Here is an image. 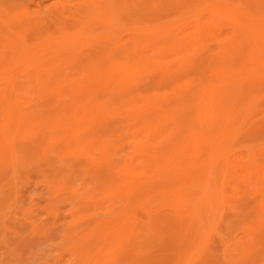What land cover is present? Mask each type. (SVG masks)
<instances>
[{
    "label": "rangeland",
    "instance_id": "rangeland-1",
    "mask_svg": "<svg viewBox=\"0 0 264 264\" xmlns=\"http://www.w3.org/2000/svg\"><path fill=\"white\" fill-rule=\"evenodd\" d=\"M27 2L81 20L38 28ZM262 10L0 0V264H264Z\"/></svg>",
    "mask_w": 264,
    "mask_h": 264
},
{
    "label": "bare ground",
    "instance_id": "bare-ground-1",
    "mask_svg": "<svg viewBox=\"0 0 264 264\" xmlns=\"http://www.w3.org/2000/svg\"><path fill=\"white\" fill-rule=\"evenodd\" d=\"M87 1H89V0H87ZM224 1V0H223ZM32 2H34V1H32ZM96 2V1H95ZM256 2V1H255ZM262 2H264V0H262ZM37 4L38 5H40L41 4V2L39 1V3L37 2ZM213 4V3H212ZM216 4V3H215ZM218 4V3H217ZM95 5H96V3H95ZM214 5V4H213ZM224 5H225V3H224ZM247 5V4H246ZM207 6V5H206ZM216 6V5H215ZM89 7V6H88ZM256 7V6H255ZM261 7V6H260ZM85 8V7H84ZM83 8V9H84ZM245 8L247 9V6H245ZM21 9H22V16L20 17V18H24L23 20H22V22L24 21L25 23H29V24H35L36 26H38V28H40V27H44V29H46V27L48 28V23H53V24H56V25H61V24H66V23H68V22H71V21H75V20H77L79 17H80V14H81V7L80 6H76V7H74L71 11H68V12H66V13H64V14H62V15H57L56 13H55V11L54 12H50V15H51V17L50 16H46V15H43V14H41V13H38V12H30V5H29V2H27L26 4H23L22 5V7H21ZM63 9H64V7H63ZM62 9V10H63ZM233 9V8H232ZM87 10V9H86ZM211 10V9H210ZM210 10H209V12H210ZM248 10V9H247ZM256 10V13H257V11H258V9H255ZM261 10V9H260ZM202 11V10H201ZM206 11V10H205ZM262 11H264V10H262ZM204 12V11H203ZM97 13V12H96ZM217 13V12H216ZM247 13H249V12H247ZM205 14V13H204ZM236 14V13H235ZM255 14V13H254ZM209 15V14H208ZM105 16L107 17L108 16V11L107 12H105ZM237 16H238V14H237ZM245 16V15H244ZM247 16V15H246ZM255 18H256V16H254ZM83 18V17H82ZM226 18H227V16H226ZM229 18V17H228ZM246 18V17H245ZM80 19V18H79ZM85 19V18H84ZM83 19V20H84ZM248 19H249V16H248ZM257 19V18H256ZM81 20V19H80ZM82 20V21H83ZM245 21V20H244ZM248 22V20L246 21V23ZM253 24H254V22H252ZM251 23V24H252ZM235 24V23H234ZM245 24V23H244ZM195 25H197L196 23H195ZM247 25H249V24H247ZM194 26V25H193ZM234 26V25H233ZM237 26H239V25H237ZM242 26V25H241ZM195 27V26H194ZM210 27V26H209ZM250 27V26H249ZM255 27V26H254ZM261 27H262V25H261ZM193 28V27H192ZM196 28V27H195ZM242 28V27H241ZM244 28V27H243ZM252 28V27H251ZM250 28V30H254L255 28H252L251 29ZM43 29V30H44ZM128 29V28H127ZM194 29V28H193ZM201 29V28H200ZM239 29H240V27H239ZM245 29H246V31H248L249 29H247V26H245ZM245 29H244V31H245ZM42 31V30H41ZM183 31H184V29H183ZM194 31H196L195 29H194ZM193 31V32H194ZM199 31V30H198ZM209 31V30H208ZM243 31V32H244ZM258 31V30H257ZM207 32V31H206ZM211 32V31H210ZM209 32V35L211 34ZM184 33V32H183ZM248 33H250V31H248ZM251 33L253 34V31H251ZM250 33V34H251ZM40 34V33H39ZM204 34V33H203ZM202 34V35H203ZM222 34V33H221ZM259 34V33H258ZM50 35H53V34H50ZM209 35H207L208 37H209ZM214 35V34H213ZM194 36V35H193ZM210 36H212V35H210ZM215 36V35H214ZM41 37H42V35H41ZM52 37H55V36H52ZM51 37V38H52ZM216 37V36H215ZM43 38V37H42ZM48 38H50V37H48ZM48 38H46V39H48ZM51 38H50V40H51ZM106 39H108L109 40V38H106ZM253 39V38H252ZM50 40H49V42H50ZM246 40H247V38H246ZM44 42L46 43V42H48V40L47 41H45V39H44ZM52 42V41H51ZM57 42H59V41H57ZM57 42H54V43H50L51 45L52 44H54V45H56V43ZM64 42H66V41H64ZM67 42H70V41H67ZM70 43H73V42H70ZM247 43H249V42H247ZM257 43V42H256ZM49 44V45H50ZM58 45H57V47H53L54 45H52L51 47H53V48H56L57 49V51H58V48H60V46H59V43H57ZM63 44V43H62ZM65 44H67V43H65ZM64 44V45H65ZM69 44V43H68ZM114 44V43H113ZM119 44V43H118ZM259 44V43H258ZM41 45V44H40ZM48 45V44H47ZM47 45H45V46H47ZM64 45H62L63 46V48H64ZM70 45H72V44H70ZM42 46V45H41ZM59 46V47H58ZM184 46V45H183ZM248 46H249V44H248ZM18 47H19V45H18ZM22 46H20L19 48H21ZM43 47H44V45H43ZM49 47V46H48ZM48 47H47V50H48ZM16 48H17V46H16ZM52 48V50H54ZM63 48H60L59 50H62ZM72 48V47H71ZM120 50L121 49H123L124 47H123V44H120L119 45V47H118ZM183 48V47H182ZM26 49V48H25ZM49 49H50V47H49ZM56 49H55V51H48V52H43V55H42V57H41V63H49V62H51L52 60H56V59H59V61H60V58H61V56L63 57L64 55H63V53L62 52H57L56 51ZM110 49V48H109ZM112 49V48H111ZM33 50V49H32ZM41 50V49H40ZM184 50V49H183ZM34 51V50H33ZM38 51V50H37ZM42 51H44V50H42ZM42 51H40V52H42ZM71 51V50H70ZM66 52H68V51H66ZM34 53V52H33ZM38 53V52H37ZM36 53V54H37ZM42 54V53H41ZM69 54V53H68ZM80 55V54H79ZM28 56H29V54H28ZM27 56V57H28ZM38 57V56H37ZM31 58V57H30ZM32 60V59H31ZM59 61H58V63H59ZM253 61V60H252ZM24 62H26L25 60H24ZM35 62V61H34ZM34 62H31V63H34ZM40 62V61H39ZM55 63V62H54ZM37 65H38V62L36 63ZM33 65V67H34V64H32ZM42 65V64H41ZM40 65V66H41ZM241 65V64H240ZM262 65V64H261ZM36 66V65H35ZM248 66V65H247ZM254 66H257V65H254ZM46 67V66H45ZM45 67H43V68H41V69H44ZM48 67V66H47ZM46 67V68H47ZM50 67V66H49ZM37 68H39V66L37 67ZM33 69V68H32ZM60 69V68H59ZM213 69V68H212ZM79 70V69H78ZM77 70V71H78ZM37 71V70H36ZM76 71V70H75ZM239 71V70H238ZM43 72V71H42ZM54 72V71H53ZM51 73V72H50ZM50 73H49V75H50ZM70 73V72H69ZM203 73H205V72H203ZM207 73V72H206ZM211 73V72H210ZM215 73V72H214ZM213 73V74H214ZM235 73V72H234ZM105 74V73H104ZM244 74V73H243ZM14 75V74H13ZM52 75V74H51ZM54 75V74H53ZM205 75V74H204ZM209 75V74H208ZM211 75H212V73H211ZM218 75V74H217ZM11 76V75H10ZM213 76V75H212ZM215 76V75H214ZM237 76V75H236ZM9 77V76H8ZM207 77V76H206ZM218 77V76H217ZM216 78V77H215ZM214 78V79H215ZM218 78H220V77H218ZM236 78V77H235ZM10 79V78H9ZM13 79L14 80H17V78H16V76H14L13 77ZM45 79V78H44ZM207 79V78H206ZM211 79V78H210ZM254 79V78H253ZM195 80V79H194ZM194 80H191V81H194ZM213 80V79H212ZM211 80V81H212ZM258 80V79H257ZM199 81H200V79H199ZM230 81H232V80H230ZM52 82V81H51ZM189 83V82H188ZM192 83V82H191ZM236 83V82H235ZM242 84V83H241ZM179 85V84H178ZM180 86V85H179ZM185 87V86H184ZM210 87V86H209ZM232 87V86H231ZM230 88V87H229ZM208 89V88H207ZM208 90H210V89H208ZM52 90H50V92H51ZM206 91V90H205ZM212 91V90H211ZM201 92V91H200ZM230 92H231V89H230ZM199 93V92H198ZM3 94V93H2ZM16 94V93H15ZM204 94V93H203ZM262 94H264V93H262ZM207 95V94H206ZM16 96V95H15ZM181 96V95H180ZM198 96H199V94H198ZM203 96V95H202ZM95 98V97H94ZM197 98V97H196ZM195 98V99H196ZM203 98V97H202ZM81 99V98H80ZM96 99V98H95ZM190 99V98H189ZM200 99V98H199ZM259 99V98H258ZM185 100V99H184ZM194 100V99H193ZM201 100V99H200ZM98 101H99V99H98ZM195 101H197V100H195ZM254 101V100H253ZM256 101V100H255ZM258 101V100H257ZM177 102V101H176ZM202 102H203V100H202ZM182 103H184V101L182 102ZM185 103H186V101H185ZM190 103V102H189ZM195 103H197V102H195ZM194 103V104H195ZM201 103V102H200ZM178 104H179V102H178ZM206 104V103H205ZM254 104H255V102H254ZM8 106L10 105V104H7ZM82 106V105H81ZM178 107H179V105H177ZM197 106H198V104H197ZM207 106V105H206ZM198 107H200V105L198 106ZM208 107V106H207ZM248 107V106H247ZM19 108V107H18ZM22 108H24V107H22ZM181 108V107H180ZM203 108H204V106H203ZM30 107H25L24 108V112H30ZM95 109V108H94ZM97 109H98V107H97ZM176 109V108H175ZM178 109V108H177ZM184 109V108H183ZM197 109V108H196ZM200 109V108H199ZM201 109H202V107H201ZM207 109V108H206ZM252 109H253V106H252ZM161 110V109H160ZM192 110V109H191ZM204 110V109H203ZM209 110V109H208ZM211 110V109H210ZM154 111V110H153ZM152 111V112H153ZM162 111V110H161ZM205 111V110H204ZM203 111V112H204ZM207 111V110H206ZM27 112H26V114H27ZM84 112V111H83ZM170 112V111H169ZM201 112H202V110H201ZM202 112V113H203ZM254 112V111H253ZM98 113H99V110H98ZM147 113V112H146ZM192 113V112H191ZM208 113H209V111H208ZM238 113V112H237ZM245 113H246V111H245ZM25 114V113H24ZM207 114V112L206 113H204L203 115H206ZM20 115V114H19ZM29 115V114H28ZM88 115V114H87ZM97 115H99V114H97ZM194 115V114H193ZM245 115V114H244ZM249 115V114H248ZM8 116V115H7ZM32 116V115H31ZM88 116H90V115H88ZM101 116V115H100ZM149 116V115H148ZM202 116V115H201ZM243 116V115H242ZM145 117V116H144ZM213 117V116H212ZM252 117V116H251ZM157 118V117H156ZM205 118H207V117H205ZM204 118V119H205ZM8 119V118H7ZM6 119V120H7ZM147 119V118H146ZM167 119V118H166ZM180 119V118H179ZM203 119V118H202ZM153 120V119H152ZM164 120V119H163ZM185 120V119H184ZM242 120V119H241ZM246 120V119H245ZM82 121V120H81ZM168 121V120H167ZM166 121V122H167ZM171 121V120H170ZM170 121H169V123H170ZM174 121V120H173ZM182 121V120H181ZM202 121V120H201ZM231 121H233L234 122V120H231ZM50 122V121H49ZM102 122V121H101ZM150 122V121H149ZM198 122V121H197ZM208 122V121H207ZM78 123V122H77ZM85 123V120H84V122H83V124ZM111 123V122H110ZM187 123V122H186ZM203 123V122H202ZM216 123V122H215ZM9 124V123H8ZM91 124V123H90ZM168 124V123H167ZM166 124V125H167ZM171 124H174L173 122L171 123ZM188 124V123H187ZM207 124V123H206ZM217 124V123H216ZM6 125V127H7V124H5ZM40 125V124H39ZM45 125H46V123H45ZM77 125V124H76ZM81 126L80 127H82V123L80 124ZM87 125H88V123H87ZM170 125V124H169ZM47 126H48V124H47ZM174 126V125H173ZM33 127V126H32ZM90 127V126H89ZM161 127V126H160ZM163 127V126H162ZM217 127V126H216ZM5 128V127H4ZM46 128V127H45ZM75 128V127H74ZM96 128V127H95ZM158 128H159V126H158ZM169 128V127H168ZM173 128V127H172ZM176 128V127H175ZM204 128V127H203ZM44 130V129H43ZM42 130V131H43ZM90 130V129H89ZM88 130V131H89ZM91 130H92V128H91ZM174 130V129H173ZM172 130V131H173ZM177 130V129H176ZM46 131V130H45ZM101 131V130H100ZM114 131V130H113ZM170 131H171V128H170ZM171 131V132H172ZM12 132V131H11ZM110 132V131H109ZM120 132V131H119ZM42 133V132H41ZM84 133V132H83ZM86 133V132H85ZM89 133V132H88ZM111 133V132H110ZM108 134V133H107ZM235 134V133H234ZM119 135V134H118ZM82 136V135H81ZM85 136V135H84ZM84 136H82V137H84ZM232 136V135H231ZM234 136V135H233ZM78 137V136H77ZM81 137V138H82ZM119 137V136H118ZM121 137V136H120ZM24 138V137H23ZM126 139V138H125ZM194 139V138H193ZM11 140H13V139H11ZM23 140V139H22ZM35 140V139H34ZM46 140V139H45ZM24 141V140H23ZM31 141V140H30ZM33 141V140H32ZM41 141V140H40ZM187 141H188V139H187ZM19 142H21V140L19 141ZM42 142V141H41ZM40 142V143H41ZM192 142V141H191ZM242 142V141H241ZM11 143V142H10ZM30 143V142H29ZM43 143V142H42ZM170 143V142H169ZM214 143V142H213ZM220 143H221V141H220ZM13 144V143H12ZM25 144L26 143H24V146H25ZM219 144V143H218ZM218 144H215V145H218ZM10 145V144H9ZM15 145V144H14ZM23 145V144H22ZM27 145V144H26ZM34 146V145H33ZM232 146V145H231ZM243 146V145H242ZM245 147H246V145H244ZM243 146V147H244ZM252 146V145H251ZM11 147V146H10ZM30 147V146H29ZM41 147V146H40ZM233 147V146H232ZM242 147V148H243ZM248 147V146H247ZM46 148V147H45ZM31 149V148H30ZM66 149V148H65ZM166 149V148H165ZM256 149V148H255ZM236 150V149H235ZM239 150H242V149H239ZM47 151V150H46ZM217 151V150H216ZM227 151V150H226ZM238 151V150H237ZM237 151H235L236 153L235 154H237L238 152ZM31 152V151H30ZM42 152V151H41ZM81 152V151H80ZM243 152H244V150H243ZM242 152V153H243ZM29 153V152H28ZM225 153V152H224ZM226 153H228V152H226ZM20 154V153H19ZM18 154V155H19ZM108 154V153H107ZM229 154V153H228ZM239 154H241V153H239ZM260 154V153H259ZM30 155H31V153H30ZM42 155V154H41ZM230 155V154H229ZM238 155V154H237ZM237 155H234V156H236L237 157ZM175 156H176V154H175ZM261 156V155H260ZM224 157H225V155H224ZM226 157H228V156H226ZM230 157H231V155H230ZM14 158V157H13ZM20 158V157H19ZM36 158H38V157H36ZM186 158V157H185ZM229 158V157H228ZM232 158H234L233 156L231 157V159ZM168 159V158H167ZM226 159V158H225ZM12 160V159H11ZM19 160V159H18ZM43 160V159H42ZM170 160V159H169ZM24 161V160H23ZM228 161V160H227ZM227 161H225V162H227ZM12 162V161H11ZM212 162V161H211ZM229 162V161H228ZM37 163H38V161H37ZM213 163V162H212ZM252 163V162H251ZM242 164V163H241ZM240 164V165H241ZM245 164V163H244ZM230 165V164H229ZM240 165H234V166H238V167H243L241 170H242V172L241 173H243V171H245L244 170V167L245 166H243V164H242V166H240ZM257 165V164H256ZM164 166V165H163ZM170 166V165H169ZM212 166V165H211ZM248 165H246V167H247ZM258 166V165H257ZM260 166V165H259ZM13 167H14V165H13ZM222 167H223V165H222ZM256 167V166H255ZM261 168H264V166H260ZM219 168V167H218ZM229 168H232V167H229ZM235 168V167H234ZM161 169V168H160ZM165 169V168H164ZM163 169V170H164ZM237 169V168H236ZM239 169V168H238ZM246 169V168H245ZM249 169V168H248ZM162 170V169H161ZM187 170V169H186ZM235 170V169H234ZM233 170V171H234ZM240 170V169H239ZM240 170V171H241ZM252 170V169H251ZM250 170V171H251ZM247 171V170H246ZM245 171V172H246ZM260 171V170H259ZM261 171H264V169H261ZM166 172V171H165ZM185 172V171H184ZM236 173H238V172H236ZM251 173V172H250ZM262 173H264V172H262ZM238 174H240V173H238ZM243 174H245V173H243ZM252 174V173H251ZM260 174V173H259ZM242 175V174H241ZM76 176V175H75ZM231 183V182H230ZM208 184V183H207ZM203 187H204V185H203ZM212 188V187H211ZM212 190V189H211ZM214 190H216V189H214ZM210 202V201H209ZM212 203V202H211ZM214 203V202H213ZM217 208V207H216ZM200 217V216H199Z\"/></svg>",
    "mask_w": 264,
    "mask_h": 264
}]
</instances>
